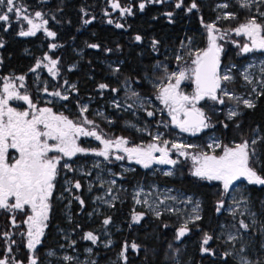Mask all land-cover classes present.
<instances>
[{
  "label": "trees",
  "instance_id": "trees-1",
  "mask_svg": "<svg viewBox=\"0 0 264 264\" xmlns=\"http://www.w3.org/2000/svg\"><path fill=\"white\" fill-rule=\"evenodd\" d=\"M118 1L121 6L133 7V15L117 19L123 25L121 28L108 23L106 19L105 11L112 9L108 0H16V3L21 7L23 16L41 12L48 21L49 29L56 33L57 47L52 56L58 59L59 71L56 78H47L49 89L63 90L69 84L76 83L68 99L62 104L55 103L56 109L63 110L74 122H80L82 103L89 98L95 99L84 116L103 125L105 123L102 116L96 115L94 110L105 108L113 122V125L105 124L109 130L108 136H129L134 142L148 137L126 126L124 121L128 115L110 110L108 105V101L123 93V83L126 80L134 83L138 94L152 96L157 87L148 78H158L165 73L163 69L156 67L157 64L169 63L167 69L172 70L174 52L181 46L184 51H188L184 44L189 37H198L199 43L204 45L202 24L216 19L217 2L228 1V10L235 15V18L219 20L218 24L221 26L229 27L252 16H257L264 23V17H259L256 11L259 7L264 12V3L259 2L251 8H242L238 0H195L198 7L188 12L187 8L192 0H183L181 8L175 7L178 0H165L163 3L150 4L143 11L139 8L142 0ZM0 8L1 12L7 13L5 5ZM169 12L172 13L171 17L166 15ZM7 14L9 20L0 23V70L27 74L37 58L46 51L49 39L42 32L33 37L19 35L24 24L28 23L22 15ZM84 20H90L91 23L85 24ZM137 35L141 37L140 41L135 39ZM154 40L158 41L155 48ZM92 44L99 47H89ZM78 51H82V54ZM111 60L115 63L109 65ZM246 60V57L237 58L233 48H229L224 57L226 63L234 62L237 65H242ZM73 63H77V67L69 69ZM234 75L236 78L228 83L235 85L237 91L244 90L241 87L243 78L237 68H234ZM45 77L43 75L44 79ZM32 82V79L28 80L22 91L36 97ZM100 84L108 87L100 89ZM112 89L118 91L113 92ZM231 100L228 98V101ZM239 108L241 112L231 119L224 108L220 111L210 108V115L216 123L212 132L220 137L221 145L228 146L256 136L257 143L251 145L255 149L252 165L264 176V87L257 97L255 107L247 108L241 104ZM225 124L227 127H224ZM168 136H172V132ZM197 142L199 147H207L206 136L198 138ZM82 144L87 147L90 143L82 141ZM221 151L219 149L217 152ZM191 165L190 160L184 157L171 175L160 171L151 174L149 170L144 171L140 167L125 171L119 177L120 182L127 187L120 191L123 200L106 210L105 215H98V224L89 217L92 211L91 198L82 192L79 199L62 200L58 195L65 187L59 182L50 200L52 210L49 227L36 252L37 264H47L46 252L57 248L67 231L82 254L83 247L90 243L84 239L86 233H101L106 227L103 226L104 218H110L109 224L115 225L112 228L114 243L107 249L94 247V264L110 261L118 264H237V257L233 254L225 256V253H229V243L222 236V225H230L233 217L227 211H217L221 202L223 205L229 203L228 195L223 191L220 181L193 176ZM137 181H155L173 186L200 200V219L189 223V234L177 239L181 224V218L177 214L163 213L159 217L150 215L140 222L133 221L135 204L131 189ZM248 188L250 203L264 226V186L250 184ZM80 200L84 201L83 205ZM10 217L8 211H0V259L10 257L27 263L30 260L29 251L15 234L11 236V251L8 250L4 234L12 226ZM24 218L23 212L15 214L17 222H22ZM205 234L212 237L208 245L211 251L209 253L202 252ZM133 244L137 245L135 249L131 247ZM260 246L258 244V257H252L255 264H264V249ZM58 263L82 264L77 258L59 260Z\"/></svg>",
  "mask_w": 264,
  "mask_h": 264
},
{
  "label": "snow or ice",
  "instance_id": "snow-or-ice-1",
  "mask_svg": "<svg viewBox=\"0 0 264 264\" xmlns=\"http://www.w3.org/2000/svg\"><path fill=\"white\" fill-rule=\"evenodd\" d=\"M150 3H163L164 0H148ZM242 8H251L254 0H238ZM259 3H264V0H258ZM183 0H178L175 4L176 8H181ZM0 5L6 6L7 13H16L20 15L21 7L18 6L16 0H0ZM112 8L114 10L119 9L121 15L125 13L131 14V8H122L118 0H113ZM198 5L195 0H192L191 5L187 8L188 12L196 9ZM220 7L227 8L228 5L224 4ZM139 8L141 11L145 8V3H140ZM259 17H264V12H261L259 7L256 8ZM166 15L172 16L169 12ZM35 17L41 19L42 23H34L28 15H24L23 19L27 21L30 27L27 31H20L21 36H33L44 25L47 24V20H43L41 12H35ZM224 19L235 18L233 13H227L223 17ZM220 19V17H218ZM8 14H0V21H8ZM109 20L108 23H112ZM85 24L91 23L90 20H84ZM117 28L123 27L122 24L117 23ZM207 31V48L197 51L194 58L191 60L190 65L179 68L177 71L171 73L166 72V79L168 83L158 89L157 99L161 101L163 105L168 109V114L171 116V123L178 127L181 132H189L192 135L207 129L214 127L209 122V117L205 112L197 107V104L202 100H210L218 104H224V97L229 99L241 100V97L230 95L226 90L222 89V82L231 81L233 77L225 72L221 75L220 69V55L223 48L217 43V35L219 29L215 23L205 25ZM49 37H55L56 33L47 31ZM236 35L244 34L250 41L249 44H244L241 51L248 53L253 50L264 51V23L258 22L257 16L250 17L246 23L241 24L234 29ZM224 35H220L219 39L223 40ZM137 41L141 40V37L137 35L135 37ZM158 41H153V47L155 48ZM2 46V45H0ZM52 48L57 45L52 44ZM92 48H98L99 45H89ZM110 51V50H109ZM190 56L191 52L188 53ZM45 59H49L45 57ZM177 61L183 59L182 56L176 57ZM58 60H50L51 67H48L49 73L56 76L55 71ZM37 67H40V63H37ZM157 68L161 65H157ZM118 71V69H117ZM261 72H264V68H261ZM20 81L24 80V76L18 78ZM192 79L195 84V89L192 94L187 95L180 91V85L182 81ZM244 79L251 84L252 80L249 75H245ZM174 81V82H173ZM20 87H24L23 84ZM108 86L106 84H100V89H105ZM264 87V83H262ZM218 90L220 95L218 96ZM4 95L0 96V209L12 212H23L26 215V219L23 221L27 225V247L30 250H35L36 246L41 243V237L44 235V229L47 227L46 221L49 219V211L51 208L50 200L52 197L53 189L55 187L54 181L58 175V166L60 164L61 156H50L49 153H61L65 157H72L77 153H86L89 150L80 147L77 144V139L81 136L94 137L103 148L100 150H92L95 155L103 157L105 160L109 159L110 150L115 148L116 150L126 154L129 160H135L137 164L143 165L144 168L150 167L153 163L160 165H176L179 161L173 159L170 156L172 149L176 150L181 157H189L193 162L192 175L208 181H222L223 189L225 193L228 192L231 185L241 179L246 180L249 184L264 185V176L258 174L257 170L252 166L253 157L255 156V149L250 146L249 141L243 140L241 143H234L232 146L221 145L218 142L209 143L207 147L213 150V153L200 151L194 155H191L186 151L188 148L197 147L189 144L171 143V149L168 147L169 141L163 140L164 146H159L157 143H149L146 146L127 147L129 141L124 137H117L115 139L104 138L101 134H98L94 122L89 120L84 113L87 112V106L80 108V115L82 119L80 122H74L63 114H54L51 108H39L32 102L27 94L21 95L16 91L15 86L10 83L4 85ZM47 92V88L44 89ZM113 92L118 89H112ZM256 89L253 88V92ZM50 95L60 96V92L50 93ZM129 98H136L139 100L138 93L131 92ZM22 100L25 101L30 109L33 111H17L15 108L9 107L8 102L10 100ZM62 99H68L67 96H63ZM243 104L247 108L255 107V104L250 99H243ZM117 107L121 105L117 102ZM128 108H132L133 104H128ZM148 116H153L154 113L149 111ZM238 113L235 110L229 109L228 118L237 116ZM183 117V118H181ZM85 125H93V127L87 128ZM227 127V124L224 125ZM154 140L159 141L161 139L160 134L153 137ZM49 141H55V143H49ZM257 141L253 139L251 145H255ZM221 148L222 154H215V149ZM13 149L18 153V157L14 158V162H9V150ZM159 153V155H155ZM116 160H123L125 156L116 155ZM65 168H70L68 164L64 165ZM171 175V173H166ZM115 184V181H112ZM74 187L79 189L81 187L79 182H76ZM111 190H109L110 192ZM137 197L139 193L136 194ZM172 200H176L175 196L166 197ZM79 199V197H77ZM97 199H102L97 197ZM115 199V197H113ZM81 205L84 201L80 200ZM136 203H141L140 199H136ZM143 203L152 210L157 217L161 215L158 210V204H150L147 196L143 200ZM164 200H160L159 204H163ZM221 207L222 202H221ZM29 210V211H26ZM166 211L172 210L179 212L178 209H165ZM220 208H217L219 211ZM142 218V214H136L133 216L134 222H139ZM196 220L200 219L199 215L195 216ZM104 225L110 223V218L103 221ZM13 226L16 225L15 216L12 217ZM239 225L243 229H248L249 225L243 220L239 221ZM167 227V225H165ZM187 223L183 224L177 231V239L184 237L188 232ZM7 235V234H5ZM84 239L91 241L93 244L97 241V236L92 232L86 233ZM212 239L211 236L205 234L203 238V244L207 245ZM229 240H235L236 237L229 235ZM133 249L137 245H131ZM11 249L9 248V252ZM90 252L91 249H88ZM210 249L203 248L202 252H209ZM243 253V248L237 253V264H252V261L247 259ZM123 255V253H122ZM231 255L225 253V256ZM65 260H72L73 257L65 256ZM0 264H9L8 259H0ZM14 264H20L18 261H14ZM30 264H37L36 258H30ZM94 264V262H93Z\"/></svg>",
  "mask_w": 264,
  "mask_h": 264
},
{
  "label": "rangeland",
  "instance_id": "rangeland-1",
  "mask_svg": "<svg viewBox=\"0 0 264 264\" xmlns=\"http://www.w3.org/2000/svg\"><path fill=\"white\" fill-rule=\"evenodd\" d=\"M109 5H112L113 0H108ZM165 1V0H164ZM119 2V1H118ZM145 3V8L150 4L148 0H142L140 3ZM258 0H254L253 4L257 3ZM139 3V5H140ZM227 4L229 7L228 1H220L216 4V10H218V15L214 21L211 23H215L216 27L220 30L219 33H216L218 39L217 43L220 44L223 48V51L220 55V73L223 75L225 72H228L229 75L233 77L232 80H234L236 77L234 75V68H237L239 72L242 75L243 82L241 84V87L244 88L242 91H237L235 88V85H231L227 82H222V89L226 90L230 95H234L237 97H241L240 101H237L235 99H232L231 101H228V97L225 96L224 104H218L210 100L211 104H217V106L209 105L211 108H214L216 111H220L221 107L225 109V112L228 116L229 109L235 110L238 114L241 112L239 105L243 104V99H250L254 102V104L257 101V97L262 93L263 87L262 83H264V72H261V68H264V51L261 50H253L248 53H243L241 51L244 44H249L251 46L250 39L244 35H236L234 29L239 27L241 24L246 23L248 19L241 20L237 23H235L232 26L224 27L219 25V20L223 19L224 15L227 13H231L227 8L220 7L221 5ZM121 5V4H120ZM1 7V5H0ZM122 8H131V14L125 13L124 15H121V12L119 9L114 10L111 6V11H105L106 19L112 20L115 25L119 23L117 19L119 17H128L133 15V7L132 6H121ZM144 8V9H145ZM143 9V10H144ZM0 14H7L1 12L0 8ZM42 14V13H41ZM23 16V13H20V16ZM30 19L33 20L34 23H42L41 19H37L35 17V13L32 15H28ZM220 17V19H218ZM43 20H46L44 15L42 14ZM3 21H0L2 23ZM27 22V21H26ZM258 22H260L258 20ZM120 24V23H119ZM206 24L210 23H203V35H204V45H201L199 43L198 37H189L186 41V44H184L185 47H188V51H184L182 49V46L177 49V51L174 52V61L172 62L173 69H167V67L170 65L169 63H163L159 62L158 64L161 65V69L164 70L167 69V73H171L173 71H177L181 67H185L186 65H190L191 60L194 58L195 53L197 51L203 50L207 48L208 41H207V31L205 28ZM30 25H25L22 27L21 31H27ZM52 31L48 27V21L47 24H44L35 35H37L39 32H42L46 37L49 39L48 47L46 51L37 58L35 65L32 67L34 69V74L32 77V84L35 86V92L36 97L32 96L34 99H32V102L36 104L37 109L39 108H51L54 114L60 115L63 114L64 116H67L69 119H71L63 110H57L54 106L55 103L62 104L65 99H62L63 96H70L71 90L75 87L76 83H71L68 86L65 87V89L60 90H52L49 89L47 78L52 77L56 78L58 75V67L56 66L55 71L57 72L56 76L53 77L51 73L48 71V67H51L50 60H58L57 58L52 56L53 50L56 48H52L51 45L57 43L55 42V37H49L47 35V32L45 31ZM53 32V31H52ZM225 35V38L223 40L219 39L220 35ZM33 35V36H35ZM32 36V37H33ZM229 48H233L235 50V55L237 58H244L246 57L247 60L242 65H237L234 62L226 63L223 58L228 51ZM191 52L192 55L190 56L188 53ZM78 53L81 55L82 51H78ZM182 56L183 59L180 61H177V56ZM45 57H48L49 59H45ZM40 63V67H37V63ZM115 63L113 60L109 62V65ZM157 64V65H158ZM45 65H48V67H45ZM77 67V63H73L69 66V69H74ZM249 75L250 79L252 80V83L249 84L245 79V75ZM43 75H46L45 79L43 78ZM21 76V75H20ZM20 76H14L13 74L11 76H5L3 80V85L1 87L2 91L0 92V96L4 95V85L5 83H10L15 86L16 91H18L21 95H24L22 89L23 87H20L21 84L25 86L27 82H22L18 78ZM16 77V79H15ZM14 79V80H13ZM150 82H152L156 87L157 91L152 96H142L141 94H138L139 100L136 98H129L131 96V92H135V86L134 83L131 82L129 79L126 80L123 83V93L120 96L115 97L114 99L108 101V105L110 110L118 111L121 114H127V118L124 121V124L133 130L146 135L148 139H141L138 142H134L129 136L124 135H117L114 137H109L108 132L109 130L105 126V124L113 125L112 118L109 114H107L105 108H95L94 113L96 115L102 116V120L105 124L101 125L98 122H94V126H96V131L98 134H101L104 138L107 139H115L117 137H124L126 138L129 143L126 145L127 147H136V146H146L149 143H157L159 146H164L162 141L167 140L169 141L168 147L171 149V143H178V144H189V145H195L197 147L188 148L186 151L190 153L191 155H194L200 151L209 152L210 154L213 153L212 149H209L207 147H199V144L197 140H194V138L204 131H210L207 134L206 137V145L209 143L218 142L221 144L220 137L215 133L212 132V127H209L207 129H204L203 131L197 133L196 135H192L189 132H181L178 127L173 125L171 123V116L168 114V109L161 103L159 99H157L158 96V89L162 87L163 85H166L168 83L166 79V72L163 76L158 78L149 77L148 78ZM231 80V81H232ZM174 82V81H173ZM47 88V92L44 91V89ZM246 88V90H245ZM253 88L256 89L255 92H253ZM195 89V84L193 83L192 79H188L185 81H182L180 85V91H182L184 94L190 95L193 93ZM248 89V90H247ZM60 92V96L50 95V93ZM137 93V92H136ZM218 96L221 94L218 90ZM95 102V99H87L82 103V106H87V111L91 108V103ZM119 103L121 106L117 107L116 103ZM204 100L200 101L197 104L198 108H201L207 117H209V122L212 125H215L216 123L213 121L210 113H208V108L205 109V106H203ZM207 103V102H206ZM128 104H133L132 108H128ZM244 105V104H243ZM15 108V107H14ZM17 111H29L30 113L33 111V109H30L29 106L26 104L25 101L21 100V106L16 107ZM151 111L154 113L153 116H148L147 113ZM86 113V112H85ZM72 120V119H71ZM101 127H99L98 125ZM87 128L88 127L85 125ZM172 136H168L171 134ZM160 134L161 139L159 141L154 140L153 137ZM255 139L257 140L256 136H253L252 139L247 140L250 143L251 141ZM81 140L85 143H90L87 147L81 144ZM49 143H55V141H49ZM77 144L80 147H83L85 149H88L89 151L86 153H77L76 155L72 157H65L61 153H49L50 156H61L60 164L58 166V177L60 178V183L65 187V189L58 195V198H61L62 200H68L71 198H80L81 193H85L86 196H89L91 198V205H92V211L89 214L90 219L95 220L96 224H98V215H105L106 210L109 208L114 207L116 202L122 201L121 197V189H127L123 185V183L120 182V175L124 173L125 171L135 169V167H140L141 169L149 170L151 174H154L157 171L163 172V173H175V167L181 163L182 158L178 155L177 151L172 149L170 151V156L173 159H177L179 162L176 165H160L153 163L148 168H144L143 165L137 164L135 160H129L125 153L120 152L116 150L115 148L110 150V156L108 160H105L103 157L97 156L94 154L92 150H100L103 148V145L100 144L99 141H97L94 137H84L81 136L77 139ZM221 148L215 149V154L219 155L222 154V151L218 153L217 151ZM11 150V149H10ZM13 150V149H12ZM121 155L125 156V159L123 160H116L115 156ZM155 155H159V153H156ZM186 158V157H185ZM188 160L191 162V170L193 171V162L189 157H187ZM68 164L70 168H65L64 165ZM253 166V165H252ZM254 167V166H253ZM258 172V171H257ZM258 174H260L258 172ZM261 175V174H260ZM115 181V184L112 183V181ZM79 182L81 187L79 189H76L74 187L75 183ZM222 186L223 182L220 181ZM54 189L57 188V183L54 182ZM248 185H250L246 180L241 179L240 181L234 182L233 185L230 186L228 192L226 195H228L229 203L228 204H222L223 206H220V210L227 211L230 213L233 217V222L230 225L223 224L222 227V236L224 239L229 243L228 252L230 254H233L235 257H237V253L241 248H243V253L247 259L252 261V264H255V260L252 257H258L257 254L259 252L258 244H260V248L262 247L264 249V226L259 221L257 213L253 210V207L250 203V196H249V188ZM258 186H264V185H258ZM223 188V187H222ZM109 190H111L109 192ZM224 191V189H223ZM132 197L134 201V215L136 214H142V218L148 217V216H154L155 213L149 209L147 205L143 203V200L147 196L150 204H158V210L161 212V215L163 213H172L177 214L181 218V224L180 227L187 223L188 232L186 234H189L190 228L189 223L193 220H195V216H200V200L195 197L192 194H186L179 189H176L173 186L163 185L159 184L155 181L151 182H141L137 181L136 184L131 189ZM225 192V191H224ZM52 193V195H53ZM137 193H139V196L137 197ZM175 196L176 200H172L170 198L166 197H172ZM97 197H101L102 199H97ZM115 197V199H113ZM140 199L141 203L137 204L136 199ZM160 200H164L163 204H159ZM51 204V201H50ZM221 204V203H220ZM178 209L179 212L165 209ZM3 209H0V211ZM50 208L49 211V219L46 221L47 227L44 229V235L49 227V221H50V215H51ZM26 211H29L26 209ZM68 211V210H67ZM9 212V211H8ZM18 211H12L9 212L11 214L10 222L12 224V217L15 216V214ZM30 214V211H29ZM133 215V216H134ZM26 219V215L24 220ZM106 219V218H104ZM23 220V221H24ZM243 220L246 224L249 225L248 229H243L239 225V221ZM22 222H17V226H11L9 230L5 232V237L8 242V250L13 244L11 236L15 234L18 236L24 243L26 250L29 251L30 258H37L36 252L39 246L43 243V237H41V243L36 246L35 250H30L27 247V225ZM139 221V222H140ZM109 225V226H108ZM104 225L103 231L101 233L93 234L97 236V241L95 244H93L91 241L90 243L86 244L82 249V254H80V250L76 245V241H72L71 236H69V232H65L62 241L57 248L50 249L46 252L47 257L45 258V262L47 264H60L58 263L59 260H65V256H71L73 258L79 259V261L82 264H91L94 261H96V257L93 256V250L95 246H101L103 249H107L111 247L114 243L113 234H112V228L115 227L113 224ZM100 226V225H99ZM108 226V227H107ZM179 227V228H180ZM229 235H233L236 237L235 240H229ZM89 241V240H86ZM209 243L207 245L202 244L203 248H208ZM88 249H91L89 252ZM211 252V251H209ZM204 252V253H209ZM8 259L9 264H14V261L20 262V264H30V260L27 263H24L19 260H14L10 257H5ZM3 258V259H5ZM105 264H118L116 262L110 261Z\"/></svg>",
  "mask_w": 264,
  "mask_h": 264
},
{
  "label": "flooded vegetation",
  "instance_id": "flooded-vegetation-1",
  "mask_svg": "<svg viewBox=\"0 0 264 264\" xmlns=\"http://www.w3.org/2000/svg\"><path fill=\"white\" fill-rule=\"evenodd\" d=\"M225 57V56H224ZM223 60H224V58H223ZM14 75V76H24V80L22 81L23 83L24 82H28V80H30V79H32V77H33V74H34V69H30L28 72H27V74H18L17 72H14V71H9V72H2V70H0V92L2 91V89H1V87H2V85H3V80H4V77L5 76H11V75ZM15 79H16V77H15ZM14 80V79H13ZM28 96H29V98L32 100V99H34L31 95H29V94H27ZM206 100V99H205ZM204 100V102H203V106H205V109L206 108H208L209 110H208V113H210V108H211V106L213 105V107L214 106H217V104H211L210 103V101H205ZM207 102V103H206ZM27 104V103H26ZM28 105V104H27ZM209 105H211V106H209ZM8 106L9 107H12V108H14L15 107V109H16V107H18V106H21V100H16V99H13V100H10L9 102H8ZM223 107H221V109H222ZM210 115V114H209ZM181 118H183V117H181ZM214 121V120H213ZM215 126V125H214ZM214 129V127H212V130ZM211 130V131H212ZM210 131H204L203 133H201L200 135H198V136H196L195 138H194V140H197L198 138H201V137H203V136H206L207 137V134L209 133ZM81 144H82V140H81ZM9 156H10V160H9V162L11 163V162H14V158H16V157H18V153H16L15 152V150H9ZM60 178L61 177H58V175H57V177H56V180L54 181V182H56L57 183V186H58V184H59V182L61 181L60 180ZM55 192V191H54Z\"/></svg>",
  "mask_w": 264,
  "mask_h": 264
}]
</instances>
